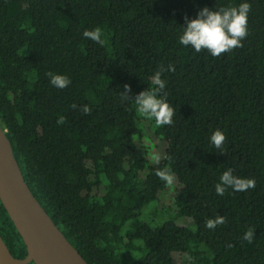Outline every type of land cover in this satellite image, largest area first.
<instances>
[{"label":"trees","instance_id":"1","mask_svg":"<svg viewBox=\"0 0 264 264\" xmlns=\"http://www.w3.org/2000/svg\"><path fill=\"white\" fill-rule=\"evenodd\" d=\"M242 2L0 0V125L32 193L89 264H264V0H247L241 47L213 57L178 43L200 9ZM97 27L103 45L82 35ZM157 72L176 111L163 127L134 104ZM48 73L71 83L57 89ZM125 84L133 100L122 102ZM165 167L172 187L155 174ZM227 169L255 188L218 196ZM143 211L172 217L153 226ZM217 216L225 222L207 229ZM0 234L27 255L1 200Z\"/></svg>","mask_w":264,"mask_h":264},{"label":"clouds","instance_id":"2","mask_svg":"<svg viewBox=\"0 0 264 264\" xmlns=\"http://www.w3.org/2000/svg\"><path fill=\"white\" fill-rule=\"evenodd\" d=\"M251 5L245 0L238 6L218 8L211 10L204 7L199 10L194 19L186 20V27L183 28L179 36L178 43L185 48H191L196 53L206 51L213 57L220 56L237 47L242 46V41L248 34V14ZM83 37L94 43L103 45L102 31L100 28L94 30H84ZM174 71V69H171ZM50 84L57 89H64L71 83L65 75L48 73ZM162 72H157L153 77L154 89H147L137 94L134 98L135 111L140 117L155 121L157 127L169 126L174 122L176 115L175 108L170 105L167 96L164 95L166 82L161 78ZM124 91L117 93L122 102L133 100L129 98L131 86L124 85ZM84 114H89L91 109L85 105ZM226 137L225 134L216 130L210 136V143L216 149H222ZM220 153H223L221 151ZM158 159V158H154ZM159 179L168 187L175 184L176 176L171 168L158 169L155 173ZM256 182L251 178H243L235 175L232 169L225 170L219 177V182L215 185L218 196H223L227 189L233 192H246L254 189ZM225 222L221 216L205 221V227L214 230L218 225ZM255 230L249 229L245 232L243 239L248 243H253ZM189 264L192 258L187 257Z\"/></svg>","mask_w":264,"mask_h":264},{"label":"water","instance_id":"3","mask_svg":"<svg viewBox=\"0 0 264 264\" xmlns=\"http://www.w3.org/2000/svg\"><path fill=\"white\" fill-rule=\"evenodd\" d=\"M0 200L27 247L16 258L0 234V264H89L32 193L1 125Z\"/></svg>","mask_w":264,"mask_h":264},{"label":"rangeland","instance_id":"4","mask_svg":"<svg viewBox=\"0 0 264 264\" xmlns=\"http://www.w3.org/2000/svg\"><path fill=\"white\" fill-rule=\"evenodd\" d=\"M155 203H157V202L151 203L150 206H152ZM161 203H165V202H161ZM150 206L148 205V207H150ZM158 206L160 207V203L158 204ZM164 206H166V205H164ZM143 216H144V218H143ZM169 217L171 218L172 215L170 216V214H168V216H165V215L155 216L151 213V211L147 212V214H145V215H144V211H143V215H142V218L145 221L152 224L153 226L161 225L165 221V219H168Z\"/></svg>","mask_w":264,"mask_h":264}]
</instances>
